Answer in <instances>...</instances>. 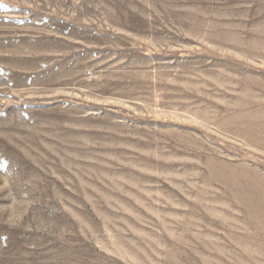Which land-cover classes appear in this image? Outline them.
Wrapping results in <instances>:
<instances>
[{"label": "rangeland", "instance_id": "obj_1", "mask_svg": "<svg viewBox=\"0 0 264 264\" xmlns=\"http://www.w3.org/2000/svg\"><path fill=\"white\" fill-rule=\"evenodd\" d=\"M0 264H264V0H0Z\"/></svg>", "mask_w": 264, "mask_h": 264}]
</instances>
